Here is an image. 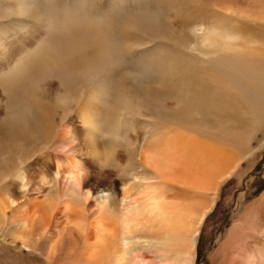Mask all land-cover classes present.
<instances>
[{
    "label": "bare ground",
    "instance_id": "1",
    "mask_svg": "<svg viewBox=\"0 0 264 264\" xmlns=\"http://www.w3.org/2000/svg\"><path fill=\"white\" fill-rule=\"evenodd\" d=\"M263 149L264 0H0V250L194 264Z\"/></svg>",
    "mask_w": 264,
    "mask_h": 264
},
{
    "label": "rangeland",
    "instance_id": "2",
    "mask_svg": "<svg viewBox=\"0 0 264 264\" xmlns=\"http://www.w3.org/2000/svg\"><path fill=\"white\" fill-rule=\"evenodd\" d=\"M241 168L246 172L244 176L230 177L217 191L215 205L207 212L199 229L194 264H212V256L217 251L216 264H250V261L264 264V254L257 253V245L264 253V149ZM250 208L253 210L249 211ZM237 233L241 235L238 237ZM229 237L228 248L223 251ZM33 260L19 247L0 250V264H32Z\"/></svg>",
    "mask_w": 264,
    "mask_h": 264
}]
</instances>
